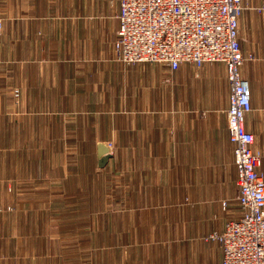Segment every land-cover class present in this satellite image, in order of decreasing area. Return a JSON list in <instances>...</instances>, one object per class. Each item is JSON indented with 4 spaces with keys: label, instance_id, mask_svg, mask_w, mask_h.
Wrapping results in <instances>:
<instances>
[{
    "label": "rangeland",
    "instance_id": "rangeland-1",
    "mask_svg": "<svg viewBox=\"0 0 264 264\" xmlns=\"http://www.w3.org/2000/svg\"><path fill=\"white\" fill-rule=\"evenodd\" d=\"M58 12L66 22L74 17ZM9 16L0 11V264H194L189 240L175 242L167 224L153 222L159 208L129 199L130 102L140 99L138 83L152 90L166 84L170 67L101 65L86 56L74 64L77 71L97 72L102 82L92 93H74L58 78L71 65L63 51L56 55L62 48L43 64L27 55L19 60L17 28L4 26ZM251 87L253 99L262 97ZM255 138L264 167V136L258 131ZM102 145L110 154L104 168Z\"/></svg>",
    "mask_w": 264,
    "mask_h": 264
},
{
    "label": "crops",
    "instance_id": "crops-1",
    "mask_svg": "<svg viewBox=\"0 0 264 264\" xmlns=\"http://www.w3.org/2000/svg\"><path fill=\"white\" fill-rule=\"evenodd\" d=\"M244 1L249 8L240 19L241 48L246 56L253 53L258 59L247 61L242 72L256 94L260 88L262 96H252L253 110L260 117L248 121L252 110L246 127L254 135L260 131L264 136V38H260L264 14L255 10L264 0ZM120 4L121 0H65L64 4L58 0H0V11L4 16L13 15L4 26L17 28L19 60L25 62L27 55L34 65L43 64L54 47H60L56 55L63 51L71 65L58 78L65 81L66 89L71 85L70 90L75 87L87 93L90 88L92 93L102 75L77 71L74 64L88 56L101 65L122 66L115 51ZM59 8L73 11L74 17L66 22V17L58 16ZM169 74L170 80L159 90H152L147 81L138 83L142 86L140 99L130 102V203L158 207L153 222L167 224L173 241L189 240L194 264H223L221 245L213 240L206 243L203 238L223 232L227 222L243 215L235 144L227 123L231 94L227 69L223 63H207L195 72L183 64ZM136 82L133 78L130 84L135 87ZM259 172L264 174L263 166ZM138 191H144V197Z\"/></svg>",
    "mask_w": 264,
    "mask_h": 264
},
{
    "label": "built area",
    "instance_id": "built-area-1",
    "mask_svg": "<svg viewBox=\"0 0 264 264\" xmlns=\"http://www.w3.org/2000/svg\"><path fill=\"white\" fill-rule=\"evenodd\" d=\"M242 0H121L115 51L124 64H183L200 68L223 63L230 84L227 123L235 144V164L243 215L209 239L224 252L223 264H264V174L256 138L247 130L252 87L242 69L246 56L240 42ZM264 13V6L255 7Z\"/></svg>",
    "mask_w": 264,
    "mask_h": 264
},
{
    "label": "water",
    "instance_id": "water-1",
    "mask_svg": "<svg viewBox=\"0 0 264 264\" xmlns=\"http://www.w3.org/2000/svg\"><path fill=\"white\" fill-rule=\"evenodd\" d=\"M99 153L101 156L100 161H99V166L101 168H104L110 160V154H109L108 148L104 145L100 146Z\"/></svg>",
    "mask_w": 264,
    "mask_h": 264
}]
</instances>
